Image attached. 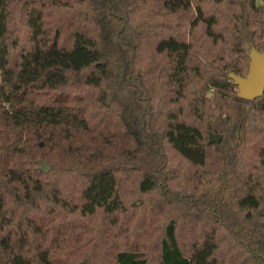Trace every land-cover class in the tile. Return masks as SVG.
Masks as SVG:
<instances>
[{"label":"trees","instance_id":"trees-1","mask_svg":"<svg viewBox=\"0 0 264 264\" xmlns=\"http://www.w3.org/2000/svg\"><path fill=\"white\" fill-rule=\"evenodd\" d=\"M251 46L264 0H0V264H264Z\"/></svg>","mask_w":264,"mask_h":264},{"label":"water","instance_id":"water-1","mask_svg":"<svg viewBox=\"0 0 264 264\" xmlns=\"http://www.w3.org/2000/svg\"><path fill=\"white\" fill-rule=\"evenodd\" d=\"M249 63L245 75H238L232 71L227 75L236 85L237 95L246 99H253L262 94L264 90V50L259 51L251 46L248 51ZM213 120V118H212ZM221 138L219 133L208 132V142H217ZM38 169L46 172L49 166L38 159Z\"/></svg>","mask_w":264,"mask_h":264}]
</instances>
